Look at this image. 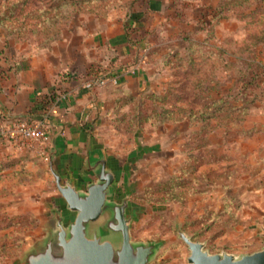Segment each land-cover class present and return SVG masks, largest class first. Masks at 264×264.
I'll use <instances>...</instances> for the list:
<instances>
[{"label": "rangeland", "instance_id": "1", "mask_svg": "<svg viewBox=\"0 0 264 264\" xmlns=\"http://www.w3.org/2000/svg\"><path fill=\"white\" fill-rule=\"evenodd\" d=\"M132 17L153 43L141 47L150 80L120 93L99 126L128 165L114 194L136 209L132 240L160 241L148 264H192L179 229L210 253L263 248L264 0H0V36L21 53L66 39L76 50ZM218 96L228 103L215 113ZM49 154L0 140V264H22L55 208L70 216Z\"/></svg>", "mask_w": 264, "mask_h": 264}, {"label": "crops", "instance_id": "2", "mask_svg": "<svg viewBox=\"0 0 264 264\" xmlns=\"http://www.w3.org/2000/svg\"><path fill=\"white\" fill-rule=\"evenodd\" d=\"M138 24L144 22L138 21ZM91 36L84 39H89L90 43L85 41L76 50L66 39L58 46L25 53L0 36V124L5 116L7 119L24 116L38 97L51 94L57 86L71 87L49 109L46 122L49 153L52 149L58 150L54 167L63 180H70L78 189H86L89 182L96 180L93 170L85 167L89 144L93 157L102 153L107 166L115 172L114 186L117 175L126 173L128 165L119 161L118 152L109 149L107 137L101 135L100 119L120 93L132 91L136 94L146 88L150 80L146 68L149 55L138 45L131 44L125 31L107 37L99 33ZM143 44L151 47L153 43L143 37ZM97 64L117 67L116 76L104 85L95 82L96 87L91 88L92 82L83 79L91 65ZM63 71L75 77L59 84ZM114 197L119 200L115 194Z\"/></svg>", "mask_w": 264, "mask_h": 264}, {"label": "water", "instance_id": "3", "mask_svg": "<svg viewBox=\"0 0 264 264\" xmlns=\"http://www.w3.org/2000/svg\"><path fill=\"white\" fill-rule=\"evenodd\" d=\"M57 153V149L50 151V167L70 216L55 208V225L25 255L22 264H148L160 241L132 240L131 221L136 209L130 210L128 195L122 200L112 197L116 174L107 166L105 156L93 157L88 145L85 167L93 170L96 180L86 189H78L70 180H63L54 167ZM259 226L264 240V225ZM179 235L190 248L189 263L264 264V247L240 256L225 251L210 253L203 242L193 240L185 231L179 229Z\"/></svg>", "mask_w": 264, "mask_h": 264}, {"label": "trees", "instance_id": "4", "mask_svg": "<svg viewBox=\"0 0 264 264\" xmlns=\"http://www.w3.org/2000/svg\"><path fill=\"white\" fill-rule=\"evenodd\" d=\"M149 3H152L154 0H147ZM22 4H24V1H22ZM19 5V3H16V7ZM138 19L133 18L132 20L129 22V25L127 26L126 30H125V36L127 38V40L131 43V44H136L138 45V47H143V48H147L148 46L146 45H142V40L143 37H141L139 34H137L136 32L139 31L141 25L138 24ZM200 20V19H199ZM136 33V35H135ZM150 48V47H148ZM116 68H112L110 66L107 67H103L101 64H97V65H91V67L89 68V71L87 72V77L86 81H91V88L96 87V81L99 78H111L116 76ZM75 76L72 75L71 73L68 72H60V77L58 80V83L60 84L62 81L64 80H71L72 78H74ZM77 77L82 78L83 75H78ZM82 81V80H81ZM85 82V81H84ZM69 89H71V87L66 88L63 86H57L52 92L51 94H43L42 96L38 97L27 109L26 113L24 116H22V118H35V119H47V113L49 111V109L53 106V104L55 103V101L57 100V98L63 94L69 91ZM127 92V91H126ZM218 95L222 94V89H219L217 92ZM211 95H209L210 97ZM120 100V99H119ZM219 102V103H218ZM212 104H218L215 105L216 108L214 109L215 113L217 111H221L223 110L226 106H227V100L226 98L223 99L220 96L213 98L211 100ZM229 108L231 110H237L238 108H242L245 109V106L243 105L242 107H238L237 105H232L229 106ZM214 113H210V115L208 114V116H213ZM194 117V116H193ZM192 117V118H193ZM3 166H0V169H2Z\"/></svg>", "mask_w": 264, "mask_h": 264}, {"label": "built area", "instance_id": "5", "mask_svg": "<svg viewBox=\"0 0 264 264\" xmlns=\"http://www.w3.org/2000/svg\"><path fill=\"white\" fill-rule=\"evenodd\" d=\"M109 79L99 78L96 83L104 85ZM113 81H116L113 78ZM49 125L45 119L8 118L5 116L0 124V140L16 147L38 145L47 151L49 147Z\"/></svg>", "mask_w": 264, "mask_h": 264}]
</instances>
